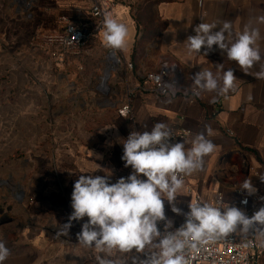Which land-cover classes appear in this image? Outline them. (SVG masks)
Returning <instances> with one entry per match:
<instances>
[{"label": "rangeland", "instance_id": "obj_1", "mask_svg": "<svg viewBox=\"0 0 264 264\" xmlns=\"http://www.w3.org/2000/svg\"><path fill=\"white\" fill-rule=\"evenodd\" d=\"M27 1L25 11L16 0H0V240L11 252L4 264H97L73 225L68 235L57 233L72 212L77 158L100 159L115 147L118 114L100 92H107L108 74L99 91L80 51L88 42L68 50L51 41L65 25L63 11L83 3ZM161 1L169 0H112L134 11H154ZM152 18L145 12L140 22ZM102 161L88 174H111L115 183L116 170Z\"/></svg>", "mask_w": 264, "mask_h": 264}, {"label": "clouds", "instance_id": "obj_2", "mask_svg": "<svg viewBox=\"0 0 264 264\" xmlns=\"http://www.w3.org/2000/svg\"><path fill=\"white\" fill-rule=\"evenodd\" d=\"M256 22L264 24V15L258 16ZM102 27L105 47L112 50L126 47L129 30L124 23L106 15ZM194 32L184 41L189 55L200 54L204 48L206 56L215 45L245 74L264 80L258 46L261 34L251 22L234 38L229 21L220 25L201 22ZM257 64L259 71L250 72ZM217 66L222 77L205 68L191 77L192 95L199 96L202 92L226 95L234 88L237 77L232 68L224 70L222 64ZM165 87L175 89L176 85L165 83ZM204 127L190 142L176 143L171 142L172 129L164 122L155 123L150 131H131L123 140L121 157L124 166L131 168L130 175L115 183H110L111 174L79 175L71 193L72 212L67 223L58 225L57 236L68 235L73 221L87 217L77 239L83 247L96 251L97 264H192L198 249L225 240L233 233L243 238L255 235L264 246V206L249 216L236 206L190 201L189 211L184 213L185 222L174 230L173 221L166 217L165 200L172 205V212L181 214L174 202L184 187V177L202 171L205 157L217 148L209 139L214 135L213 129L210 125ZM260 179L264 181V175ZM239 187L248 195L257 191L251 178H246ZM242 203L247 204V199ZM160 222L164 225L163 232L158 228ZM10 255L6 243L0 240V264Z\"/></svg>", "mask_w": 264, "mask_h": 264}, {"label": "crops", "instance_id": "obj_3", "mask_svg": "<svg viewBox=\"0 0 264 264\" xmlns=\"http://www.w3.org/2000/svg\"><path fill=\"white\" fill-rule=\"evenodd\" d=\"M71 2L83 3L84 6L75 7L76 4L70 10L63 11V22H76V18H81L88 22L76 24L90 26L92 16L89 4L83 1ZM109 3L111 10L107 15L124 23L129 30L126 47L116 50L122 61V69L109 79L112 87L110 94L101 96L106 106L116 113L114 103L122 99L124 101L125 87L133 85L139 79L135 70L125 66L126 62H132L135 69H150L155 67L160 55H170L188 70L201 71L205 68L218 77H222V72L218 70L217 65L222 64L224 70L232 68L237 80L234 82V88L226 95L209 92L220 97L219 106L207 101L190 102L182 95L136 93L131 100L130 114L120 116L117 113L115 147L110 151L102 150L100 159L86 153L84 156L81 155L77 158L76 169L81 174L88 175V166L104 165L102 160L106 157L105 162L116 170L118 180L127 177L132 171L130 167L124 166L121 159L123 140L127 139L131 131H150L155 123L164 122L172 131H187V137L180 142H190L195 134L205 130V125H210L214 135L209 139L217 148L205 157L202 171L184 177V187L174 202L175 206L181 209V214L172 212V205L165 200V214L173 221V229L183 221L190 203L191 197L186 192L187 186L199 192L207 202L218 193H222L225 204L231 206L238 201V191L247 194L239 186L246 178H251L253 186L257 189L252 195L264 198V181L260 179V176L264 175V80L245 74L236 62L228 60L226 54L215 45L204 56L206 51L204 48L200 54L189 55L184 44L189 35H195L194 28L201 22L220 25L224 21H229L232 24L233 38L251 22L253 27L260 30L261 39L258 41L262 58L260 63H264V24L256 22L258 16L264 15V0H203L202 5L199 4V0H169L156 4L154 11H134L129 7L114 4L112 0L105 1L106 6H109ZM145 12H152L154 18L142 24L140 17ZM93 37L96 38H91L87 47L80 51L88 56V69L93 73L90 79L98 81L94 85L96 87L102 80L106 54L110 49L103 44V30ZM259 67V64L255 65L250 72L259 71ZM102 85L106 87V84ZM115 87L121 90L120 93ZM261 206H264V199L258 209ZM86 221L87 217L72 222L75 234L81 231L82 224ZM256 240L259 246V264H264V246L257 238Z\"/></svg>", "mask_w": 264, "mask_h": 264}, {"label": "built area", "instance_id": "obj_4", "mask_svg": "<svg viewBox=\"0 0 264 264\" xmlns=\"http://www.w3.org/2000/svg\"><path fill=\"white\" fill-rule=\"evenodd\" d=\"M18 4L24 6L25 11H28L31 3L27 0H16ZM83 1L89 4L92 21L90 26H82L76 23L66 21L63 29L55 35L51 41L61 45L64 49H77L83 47L93 36L103 30L102 24L107 12L111 10V3L109 6L105 5L106 0H70ZM203 0H199L202 5ZM125 66L130 70H135L139 79L133 85L125 87V94L123 101L114 103L117 113L120 116H128L131 111V100L136 93L146 92L157 95H182L190 102L207 101L215 106L220 105V97L209 92H202L199 96H194L191 93L189 86L193 82L191 77L199 71L188 70L181 65L176 59L170 55H160L156 60V65L153 68L135 69L132 62H126ZM122 69V61L117 56L116 50L110 49L106 54L105 68L103 76L107 72L106 83L109 85V91L104 93L98 89L100 82L96 88L103 94L109 95L112 87L109 84L110 77ZM165 83H174L175 89H168ZM119 93L120 89L115 87ZM173 137L171 142L176 143L184 140L188 132L185 130L172 131ZM146 179V178H145ZM117 181V180H116ZM186 192L190 195V201L204 200L203 196L195 191L191 186H187ZM238 201L231 206H236L246 212L247 215L253 214L259 207L262 197L259 195H248L242 191H238ZM247 199L248 203L243 204L242 201ZM215 206L225 204L224 196L218 193L210 201ZM189 211V207L187 212ZM186 212V213H187ZM185 222V217L179 228ZM158 228L161 232L164 231L163 222L158 223ZM176 229V228H175ZM174 230V229H173ZM195 259L192 264H259V246L255 235H250L243 238L235 233L225 240H220L215 244H210L198 249L194 253ZM141 258H143L141 254Z\"/></svg>", "mask_w": 264, "mask_h": 264}, {"label": "bare ground", "instance_id": "obj_5", "mask_svg": "<svg viewBox=\"0 0 264 264\" xmlns=\"http://www.w3.org/2000/svg\"><path fill=\"white\" fill-rule=\"evenodd\" d=\"M101 83H102V81L100 82V84H99V87L102 89V87H101ZM103 84V83H102ZM108 85V84H107ZM108 87V89L107 90H104V91H109V85L107 86ZM103 90V89H102Z\"/></svg>", "mask_w": 264, "mask_h": 264}]
</instances>
